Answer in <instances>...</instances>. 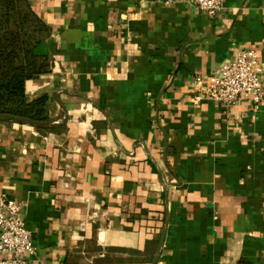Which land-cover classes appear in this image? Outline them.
<instances>
[{"label": "crops", "instance_id": "0c3cea01", "mask_svg": "<svg viewBox=\"0 0 264 264\" xmlns=\"http://www.w3.org/2000/svg\"><path fill=\"white\" fill-rule=\"evenodd\" d=\"M28 1L57 52L26 81L47 119H0V200L22 204L31 264H264V96L226 106L203 88L240 49L264 65V0L213 17L186 0Z\"/></svg>", "mask_w": 264, "mask_h": 264}, {"label": "trees", "instance_id": "16d2710c", "mask_svg": "<svg viewBox=\"0 0 264 264\" xmlns=\"http://www.w3.org/2000/svg\"><path fill=\"white\" fill-rule=\"evenodd\" d=\"M56 52L50 28L28 0H0V119H47V96L26 100V81L48 72Z\"/></svg>", "mask_w": 264, "mask_h": 264}, {"label": "built area", "instance_id": "2783aa9c", "mask_svg": "<svg viewBox=\"0 0 264 264\" xmlns=\"http://www.w3.org/2000/svg\"><path fill=\"white\" fill-rule=\"evenodd\" d=\"M207 13L215 16L223 7L224 0H186ZM264 65L253 47L240 49L234 60L225 62L218 74L204 85V95L226 106L244 97H251L255 106L264 96L262 77ZM197 84L203 78L197 76ZM201 100L199 94L195 96ZM36 251L32 232L26 226L22 204L4 196L0 200V264H31Z\"/></svg>", "mask_w": 264, "mask_h": 264}]
</instances>
